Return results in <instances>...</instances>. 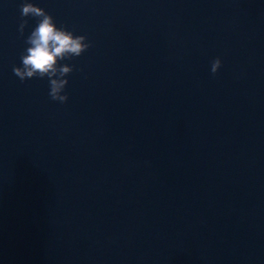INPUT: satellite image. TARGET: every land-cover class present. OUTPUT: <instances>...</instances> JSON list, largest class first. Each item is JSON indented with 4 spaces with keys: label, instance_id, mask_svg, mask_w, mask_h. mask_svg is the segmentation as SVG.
Returning a JSON list of instances; mask_svg holds the SVG:
<instances>
[{
    "label": "water",
    "instance_id": "obj_1",
    "mask_svg": "<svg viewBox=\"0 0 264 264\" xmlns=\"http://www.w3.org/2000/svg\"><path fill=\"white\" fill-rule=\"evenodd\" d=\"M91 47L61 104L20 81L23 0H0V210L171 116L264 44V0H30ZM222 65L214 75L211 63Z\"/></svg>",
    "mask_w": 264,
    "mask_h": 264
},
{
    "label": "clouds",
    "instance_id": "obj_2",
    "mask_svg": "<svg viewBox=\"0 0 264 264\" xmlns=\"http://www.w3.org/2000/svg\"><path fill=\"white\" fill-rule=\"evenodd\" d=\"M20 35L28 25L29 17L37 19L36 26L27 36L28 45L21 53L20 66L13 67V73L21 82L32 78H47L49 97L64 104L69 97L65 93L69 81L67 77L74 71V65L62 64V61L80 57L92 45L85 35H76L65 27H58L54 17L44 8L23 0L20 5ZM222 65L219 57L211 63V72L216 74Z\"/></svg>",
    "mask_w": 264,
    "mask_h": 264
}]
</instances>
